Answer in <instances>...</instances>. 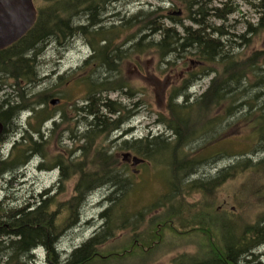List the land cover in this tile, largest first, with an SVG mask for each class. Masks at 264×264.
Returning a JSON list of instances; mask_svg holds the SVG:
<instances>
[{
	"label": "trees",
	"instance_id": "trees-1",
	"mask_svg": "<svg viewBox=\"0 0 264 264\" xmlns=\"http://www.w3.org/2000/svg\"><path fill=\"white\" fill-rule=\"evenodd\" d=\"M47 1L38 8L37 20L29 32L5 50L9 53L7 58L11 60L10 67L24 66L29 68L31 59L27 57L25 52H30L35 48L34 55H36L41 48L40 46L50 38L62 40L75 34H85L88 31V25H85V21H77L76 24L75 20L72 19L73 14L78 12L84 14L87 10L96 11L101 5V0H91L90 3L89 0ZM102 1L104 6L110 0ZM182 1L186 4L187 18L199 26L197 29L192 26H185L183 28L186 31L184 32L186 33L185 36H182L175 26H165L164 17L176 18L173 17V14H163L167 9L158 5L148 11L139 12L138 30L139 33H144L129 47V51L125 50L124 44L131 40L133 35L117 42L118 33L115 41L113 40L114 35L110 37L106 35L108 38L105 43L95 47L101 52L103 59L108 58V63L105 65L106 69L110 70L113 65L109 61L112 59L113 53L122 52L127 55V51L128 57H131L136 51L140 55L147 52L150 44V41L147 40V32L151 31L152 33L149 34H159V39L153 41L152 45L162 59L161 61L165 62L163 65H171L172 63L166 60H171V57L178 56L183 50L192 48L200 63H212L221 66V73L218 69L211 68L216 74L208 89L197 97L195 102L189 104V97L186 96L185 101L179 104L177 101L180 93L174 90L169 94L166 100L168 116L161 115V121L172 132L171 137H165L162 134L151 137L149 133L132 141H123L121 145L122 147L129 146L134 154L147 160H161L167 164L169 192L164 204L167 210L162 216V222L160 221L159 225H156L157 231L162 230L164 226L174 227L171 213L181 211L179 203H182L183 190H193L200 195L195 205L208 206L214 197L219 196L220 193L231 195L229 191L222 192L223 186L229 187L233 181H236V178L243 176L242 187L250 186L253 190L249 196L252 199L255 197L259 203H262V199H264V173H262V181L259 179L262 168H264V157L254 160L255 158L247 156L249 152L235 153L236 161L220 168L212 176L197 178L196 180L190 179V175L199 169L200 164L205 163L208 158H213L214 155H221L226 152L220 150L217 153L209 154L205 149H207V144L210 141V135L217 133L215 131L217 125L222 123L227 116L233 117L239 108L247 107L248 111L245 113L249 115L247 120L238 122H243L249 126L252 130V136L261 142L264 140V113L257 114L256 111H253L254 108L258 109L259 107L258 100L262 98L260 91L250 96L249 99L241 101V95L257 86L258 88L262 87V79L261 85H256L258 83H252L248 73L254 69L255 54L245 60L246 69H244L242 62L234 60L233 57H229L231 56L229 53L224 52L225 45L221 39L213 37L211 28L204 26L210 10H218L209 6L213 0ZM257 5L264 7V1L261 0ZM261 19L264 20V17ZM122 27V33H124L125 26ZM16 48L18 49L16 50ZM3 53L1 52L0 55ZM5 58L6 56H2L0 60ZM1 67L0 69H2ZM259 69L260 66L258 65L255 73H258ZM12 75L19 77L23 76V73ZM123 77L111 80L112 83L119 86L118 89L121 91L126 89L127 84ZM106 79L109 80V77ZM102 84L105 82L100 83V85L95 82L89 88L91 121L87 144L89 159V167L86 168L88 169L87 182L84 185L83 181L86 178L83 176L87 171L83 172L84 165L81 161L76 166L80 167L81 177L84 179L76 183L73 201L67 204L73 206L74 217L70 215V218L73 217V224L78 222L81 207L85 204L86 197L93 191L109 187L111 191L106 196L107 201L105 200V202L110 205L100 213L101 218L105 220L102 226L103 231L94 234L93 237L70 253L68 259L65 260L66 264H95L93 262L96 260H102L106 263L109 256L116 254H108L104 259L100 257L101 253H98V245L105 243L110 236H114L118 228H129L135 232L138 221H141L143 216L142 212L134 211L129 206L117 213L113 210L115 206L123 204V199L130 190L131 178L125 177L124 168L117 167L118 161L114 158L111 147L107 146L105 141L114 129H118L121 124H124L126 117L124 115H120L116 119L111 117L117 112L125 114V111L120 107L118 108V105L113 106L115 102L111 101L107 95L110 89H108L109 91L103 89ZM3 104L4 102L1 101L0 109ZM223 105L225 107L220 112L218 111V114L212 115L215 108H221ZM33 109L37 112L35 108ZM207 112L208 115L205 114ZM0 120L6 125L7 120L1 114ZM6 132L4 131L2 138ZM218 134L220 133L218 132ZM198 143L199 146L193 147L194 144ZM253 183L255 185H252ZM258 183L262 184L258 185ZM237 192H241V195L238 196L233 191L231 198H233L232 200L235 199L238 205H243L247 200L243 199L245 197L242 188L240 187ZM4 204H0V264H34L36 260L32 248L39 242L44 243L48 260L57 262L59 257L55 245L53 246L57 234H52L49 231L48 219L45 215L37 216V211H27V208L23 207L16 210L7 209ZM201 209L202 211H197V215L201 218L200 221L203 220L206 223H201L197 228L208 230L206 228L208 227L217 230L216 238L212 241V238L208 237L210 240L208 244H203L204 247L199 252L200 255L198 253L188 256L182 255L178 258L179 264H264L260 254L256 252L264 244V214L256 221H246L241 213L214 211L210 214L203 211L205 208L201 207ZM168 216L171 219H167ZM58 226L60 227V225ZM208 231L210 232V230ZM154 245L155 243L151 242V246Z\"/></svg>",
	"mask_w": 264,
	"mask_h": 264
},
{
	"label": "rangeland",
	"instance_id": "rangeland-1",
	"mask_svg": "<svg viewBox=\"0 0 264 264\" xmlns=\"http://www.w3.org/2000/svg\"><path fill=\"white\" fill-rule=\"evenodd\" d=\"M222 1L226 4L223 5ZM227 1H229L228 6ZM35 2L39 8L48 1L36 0ZM260 2L261 0H213L209 6L218 10H210V14L207 15L204 22V26L213 29L222 28V31L225 33L223 39H221V42L225 45L224 52L229 53L231 55L229 57H233L234 60L242 62L244 69H246L245 60L255 54L254 60L256 63L254 69L248 73L250 74L252 83H258L256 85H259L262 79V89L258 88V86L250 89L249 92L244 94L245 96L241 95V101L249 99L250 96L260 91L262 98L258 100L259 107L258 109H253L257 114L260 112L264 113V20L261 19L264 17V7L256 6ZM112 4H109L105 8L106 11L103 12L102 18L113 16L118 11L121 12V15L118 13L120 17L110 18L107 21V17L105 18V25L112 27L114 31L112 34L108 33L107 36L114 35L115 38L113 40L115 41L118 33L117 42H121L123 38H129L130 35H133L131 44L136 42L139 36L144 33H139L138 30L140 24L139 12L148 11L158 5L167 9L163 14H173V17L176 18L164 17L165 26H175L181 33L186 32L183 30L185 26L193 25L194 29L199 28L197 24L192 23L187 18L188 11L185 2L182 0H121L114 5ZM176 12H180V14H174ZM217 14L219 15L217 16ZM132 16H134L133 24L130 26L127 23L124 33H122L124 19ZM78 21H80V18H78ZM150 32H147L149 36L147 38L148 42L150 41L147 52L140 55L136 51L131 58L127 57L120 66L121 76H124L123 78L127 82L126 89L123 91L118 89V85L108 82L106 79L110 77V71L106 69V65L103 67L98 64L94 66L98 72L97 77V72L94 71L95 82L104 80L105 84H102V88L105 90L110 89L107 95L111 101L115 102L113 106L118 105V108L120 107V109L122 108L125 111V114L117 112L116 115H111V117L113 119L120 117V115L126 117L124 124H121L118 129H114L105 141L106 145L111 147L110 149L114 153V158L118 161L117 167L124 168V174L126 173V176H124L131 178V182H129L130 190L124 197L123 204L115 206L113 210L117 213L129 206L134 211L143 213L142 220L138 221V227L135 232L129 228H118L114 236H110L105 243L98 245L97 249L99 250L98 253H101L100 257L105 259L108 254H116L109 256L105 264H179L178 258L182 255L188 256L197 253L200 255L199 252L202 251L203 244H208L210 240L208 237H211L213 241L216 238L215 233L217 234V230L208 227L206 228L210 232L206 229L197 228L201 223H206L203 220L200 221L201 218L197 215V211H202L201 207L205 208L204 212L207 211L210 214L214 211L241 213L246 221H256L264 214V199H262V203L255 200V197L252 199L249 195H251L250 193L253 190L250 186L242 187L244 180L243 176H240L229 187L224 185L222 188V192L229 191L231 195L229 193L226 195L220 193L219 196L216 195L214 197L208 206L195 205L200 195L193 190H183L182 203H179L181 211L171 213L174 227L169 228L164 226L162 230H156V225H159L160 221L162 222V216L167 210V207H164L169 192L167 164L161 160H147L142 156L134 154L129 146L122 147L121 145L123 141H132L149 133L151 137L161 134L165 137H171L173 135L172 132L161 121V115L168 116L166 100L169 94L177 90L180 93L177 101L179 104L185 101L186 95L189 97V104L195 102L197 97L208 89L210 80L216 74L214 72L215 68L221 73V66L212 63H200L192 48H187L180 52L178 56L171 57V60H166L167 62L170 61L171 65H163L165 62L161 61L162 59L158 56L152 45L153 41L159 39V34H149ZM243 34L245 35L241 37ZM83 43H85L84 39L79 36H76L72 40H63L62 43L53 40L45 47L44 53L41 55V67H37L42 73L41 75L59 68V74L66 76L61 81L66 95L70 91V98L75 97L80 100L83 99V94L87 93L88 86L75 82L68 84L67 81L73 78L68 73V70L76 69L78 65H81L84 57L92 51L90 47L82 46ZM59 60L62 63L57 65ZM258 65L260 66L259 72L255 73ZM211 68H214V70ZM53 77H55L53 80L55 82L58 76L55 75ZM80 80L82 83V75ZM35 89L36 87L32 88V92L39 94ZM1 96L2 94H0V99H3ZM39 99L43 101L42 98ZM13 100H15V103L23 101L22 99ZM138 102L139 104H137ZM224 107L223 105L221 108H215L212 111V115L215 116ZM247 111V107H241L235 112V116H227L222 123L217 125V130H215L217 133L210 135L207 153L213 154L220 150L228 152L208 158L205 163L199 165V169L196 172L190 175V179L196 180L197 178L214 175L220 168L236 161L235 153L249 152L250 154L248 153L247 156L255 158L254 160L264 157V140L260 142L259 139L254 138L250 127L246 126L243 122H238L240 120H247L249 116L248 113L245 114ZM205 114L208 115V112ZM37 124V120L33 119L31 127ZM46 126L52 129L50 122ZM9 135L10 133L6 132L4 139L0 142V150L4 153L10 152L13 140H11ZM199 145V143L194 144L193 147ZM124 153L130 154L125 157H130L129 164L125 162ZM134 155L145 159V162H142L138 166H132V157ZM262 173H264V168H262L259 178L261 181ZM85 182H87V179H85ZM0 184H2L0 187V202L1 204L5 203L4 205H6L7 209L22 207L24 201L32 198L33 194H37L42 188L36 185L29 187L21 183L8 188L3 183L2 178H0ZM252 185H255V183ZM240 187L245 197L243 199L247 200L243 205H238L235 199L232 200L233 198H231L233 191L238 196L241 195V192H237ZM7 190L16 199L12 201L8 199L6 196ZM110 191L109 187L99 188L86 197L85 204H83L80 210L78 222L74 224L72 223L74 217L72 204H67L66 200H61L62 197L56 200L61 205L59 211L63 213V215L60 214L59 216L60 222L66 218L67 214L73 216L63 225L56 220V225H60L59 228L64 233L60 243L61 247L66 249L65 251L63 250V257L85 243L94 234L103 231L102 226L105 220L101 218L100 213L110 205L108 202H105L106 196L110 194ZM167 219H171V217L168 216ZM151 242L155 243V245L151 246ZM259 251L264 259V244ZM34 255L35 259L37 258L34 264H47V254L44 250L39 249ZM96 262L98 263V260Z\"/></svg>",
	"mask_w": 264,
	"mask_h": 264
},
{
	"label": "bare ground",
	"instance_id": "bare-ground-1",
	"mask_svg": "<svg viewBox=\"0 0 264 264\" xmlns=\"http://www.w3.org/2000/svg\"><path fill=\"white\" fill-rule=\"evenodd\" d=\"M35 1L36 0H34V3H35V6L37 8V11H38V7H37V4ZM120 1L121 0H110L108 3H106L103 6L102 5L103 1L101 0L102 6L99 5L98 9L96 11L87 10L84 12V14H83V12H78V13L73 14L72 19H73V21L75 20L76 24H77L78 18L82 15L80 18V21H85V25H88V31H86L85 34H81V36H80V34H75L69 38L67 37V38L62 39V40L50 38L45 44L40 46L41 48L36 55H34L35 54V51H34L35 48L32 49L30 52L26 51L25 53H27L26 54V55H28L27 57H29L31 59V64H30L29 68H26L24 66H17L15 68L10 67L11 60H10V58H7V55H9V53L7 51L5 52V50H7L10 46L14 45L21 38H23L29 31L24 36H22L20 39H18L15 43H13L12 45L7 46L6 48L0 49V53L5 52V53H3V55H0V57L6 56L5 59L0 60V67L2 66L1 67L2 69H0V86H1L0 94H2L1 97L3 98V99H0V102L1 101L4 102L2 108L0 109V114L3 115L4 118L7 120L6 125L4 124V122L2 120H0V122L3 124V130L0 134V142H1V140L4 139V137L2 138L4 131H7L10 133L9 137L11 138V140H13L12 142H14L15 140H18L19 141L18 144H20L19 148L17 149L16 157L10 156L9 152L4 153L3 151L0 150V153H1L0 154V178L3 179L4 184L7 185V183L5 182V178H6L8 171L9 172L14 171V170L18 169V167L20 168V167H23L24 165H27V168H29V167H35V168L37 167L38 168L39 164L41 163V160L38 157V155L35 153L36 152L35 142L39 141V139L46 138V137L51 136L52 134L56 133V131H54L53 129H49L46 126V124L49 123L50 121L48 119H44L45 113H47L48 110H47V108L44 109L41 106L43 104V101H44L45 105H49V106L53 107V106L58 105L60 103L67 104L69 101H73L75 98L73 96H72L73 98H70L71 97V96H69L70 91H68V95H66V91H65L64 87H62L63 84L61 82L63 78H66V76L59 74V68L55 67L56 69L52 70L51 72H45L44 75H41L42 73L37 69V67H41L42 59H40V58H41V55L44 53L45 47L50 42H52L53 40H55L59 43H62L63 40H69V39L72 40L76 36H79V37H82L85 41V43H83L82 46H86L88 48L90 47L92 49L90 54L87 55L86 57H84L81 65H78V67L76 68V69L83 68V66L85 65V61H87V59L89 57L92 58L91 59L92 63L90 64V68L88 71L89 76L85 79V82H87V83H82L83 85L88 86L87 93H85V98H86V102L89 105V109H90V102H89V90L90 89L89 88H90L91 84L95 83L96 78L94 76L95 75L94 71L97 72V70H95L94 66H96L98 64L99 66L103 67L105 65V63H108L107 62L108 58L106 60L103 59V55L95 47H97L99 45H103L107 39L106 35L108 33L111 34L114 32L112 27H107L105 25V22L107 20H109L110 18L120 17L119 14L121 15V12L118 11L119 14L116 13L113 16H110V17L105 16L104 18H102L103 12L106 11L105 8L108 7L109 4L113 3L112 5H114L115 3L120 2ZM262 1H264V0H262ZM88 2L90 3L91 0H89ZM222 2H223V5L226 4L224 1H222ZM227 3L229 4V1H227ZM109 8L112 9L111 7H109ZM106 17H107V19L105 21ZM122 18H124V16H122ZM133 18H134V16L124 19V26H127V23L129 25H132L133 24L132 22L134 21ZM191 22L194 23L192 20H191ZM211 32H212L213 37H215L217 39L218 38L223 39V36L225 34L222 31L221 27H218L217 29L211 28ZM181 34H182V36L186 35V33H184V32ZM244 35L245 34L241 35V37ZM148 37L149 36H147V38ZM132 39L125 42V44H124L125 50L129 51V47L135 43L134 42L131 44ZM17 49L18 48H16V50ZM127 51H126L127 55L123 54L122 52L121 53L117 52V53L112 54L113 57L109 62H110V64L113 65V67L110 70L107 69L108 71H110V77H109L108 82H111V80H113V79H119L121 77L120 66L128 57ZM60 63H62V62L59 60V63L57 65H59ZM76 69H70V70H68V73L71 75L72 71H74ZM42 70H43V68H42ZM55 70H56V72H54ZM11 73L12 74L23 73V76L15 77ZM54 74L58 77L60 75V77L57 79L59 82L57 80L55 82H53V80L55 78V77H53V76H55ZM97 77H98V72H97ZM212 79L210 80V83H211ZM103 81L104 80H100L99 82H96V83L100 85V83H102ZM55 83H56V85H55ZM34 87H36L35 90L38 91L39 94L32 92V88H34ZM26 97H28V98H26ZM39 98H42L43 101ZM13 99H16V100L22 99L23 101L15 103V100H13ZM75 99H77V98H75ZM11 107H13V108L11 109ZM33 108H35L37 112H35ZM33 119H36L38 124L31 127L30 125H31ZM90 119H91V116H90ZM46 120H48V121H46ZM4 149H5V146H4ZM205 151H207V149H205ZM226 152H228V151H226ZM4 170L5 171L8 170L7 173L4 172ZM87 170L88 169H85L83 167L84 173ZM78 174L81 176L80 167L78 168ZM87 175H88V171L84 174L83 177L87 179ZM84 178L81 177L80 181L83 180ZM83 182H84V185H86L85 179ZM24 185H27L29 187H33V186L28 185V184H24ZM1 186H2V184H0V187ZM7 187L10 188L9 185H7ZM0 204H1V202H0ZM10 206H12V205H10ZM22 207L27 208V211H34V210L37 211L38 212L37 216H40V215L44 216L45 215V217L48 219L49 231L52 234H57L56 240L53 241V246L55 245V249H56V252L58 253L59 259L57 262L54 263V262H52V260H48V258H47V260H48L47 264H66L65 260L68 259L70 253H67V255L65 257H63V250L65 251L66 249L65 248L63 249L61 247L60 243H61L62 237L64 236V233L61 230V228H59V226L56 225V222L58 221L61 225L65 224V222H67L69 220L70 214H67L65 216L66 218L62 222H60L59 216H60V214L63 215L62 211H59V208L61 207V205L58 204V202L53 200V199L43 201L42 205L38 206L35 198H29L28 200L23 202ZM22 207H20V208H22ZM16 209H19V208H16ZM16 209H14V210H16ZM261 247L262 246H260V248ZM260 248L256 251L257 253L260 252L259 251ZM39 249H42L44 251L46 250L44 243L39 242L38 244H36L32 248V253L35 254V252H37ZM260 258L264 262V259L261 255H260ZM35 260L37 261V258ZM95 264H105V262L102 260H100V261L98 260V263L95 261Z\"/></svg>",
	"mask_w": 264,
	"mask_h": 264
},
{
	"label": "flooded vegetation",
	"instance_id": "flooded-vegetation-1",
	"mask_svg": "<svg viewBox=\"0 0 264 264\" xmlns=\"http://www.w3.org/2000/svg\"><path fill=\"white\" fill-rule=\"evenodd\" d=\"M91 59L89 57L85 61L83 68L72 71L73 78L67 81L68 84H72V82L80 85L87 83L85 79L89 76ZM81 75L83 78L82 83L80 80ZM83 96L81 100L74 99L67 104L60 103L53 107L43 103L41 106L48 110L44 119H48L52 123V129L56 133L35 142V153L40 158L41 163L38 168H27V165H24L11 172L7 170L8 173L4 170L7 173L5 182L10 187L18 183L42 187L37 194L32 196L38 206H41L43 201L49 199L56 201L61 197V200H66L68 203L73 201L74 186L81 178L76 164L82 161L84 168L88 167L87 144L90 109L86 102L85 93ZM18 143V140L11 143L10 156L16 157L17 149L20 146ZM125 162L129 164L130 157L125 158ZM132 166L134 165L132 164ZM6 196L10 200L16 199L8 190Z\"/></svg>",
	"mask_w": 264,
	"mask_h": 264
},
{
	"label": "water",
	"instance_id": "water-1",
	"mask_svg": "<svg viewBox=\"0 0 264 264\" xmlns=\"http://www.w3.org/2000/svg\"><path fill=\"white\" fill-rule=\"evenodd\" d=\"M37 16L34 0H0V49L12 45L24 36L34 26ZM2 130L3 124L0 122V134ZM129 155L124 153V158ZM144 161L137 155L132 157L134 166Z\"/></svg>",
	"mask_w": 264,
	"mask_h": 264
}]
</instances>
